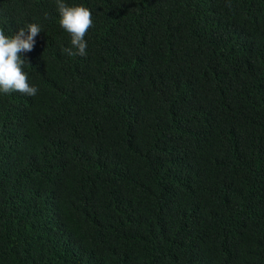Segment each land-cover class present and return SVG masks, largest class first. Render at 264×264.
<instances>
[{
	"label": "trees",
	"instance_id": "obj_1",
	"mask_svg": "<svg viewBox=\"0 0 264 264\" xmlns=\"http://www.w3.org/2000/svg\"><path fill=\"white\" fill-rule=\"evenodd\" d=\"M57 0L0 91V264H264V0Z\"/></svg>",
	"mask_w": 264,
	"mask_h": 264
},
{
	"label": "clouds",
	"instance_id": "obj_2",
	"mask_svg": "<svg viewBox=\"0 0 264 264\" xmlns=\"http://www.w3.org/2000/svg\"><path fill=\"white\" fill-rule=\"evenodd\" d=\"M58 11L60 14V24L71 36V45L76 49H65L69 56L86 55L87 44L85 35L92 27L91 11L83 6L69 7L63 0H57ZM38 24H30L25 32L24 28L9 38L3 30H0V91L8 94L16 91L28 96L37 94V87L30 86L28 77L22 71L21 53L31 52L35 45V37L41 32Z\"/></svg>",
	"mask_w": 264,
	"mask_h": 264
}]
</instances>
